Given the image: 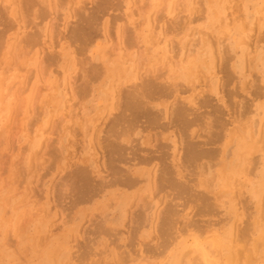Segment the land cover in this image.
<instances>
[{
  "label": "rangeland",
  "instance_id": "1",
  "mask_svg": "<svg viewBox=\"0 0 264 264\" xmlns=\"http://www.w3.org/2000/svg\"><path fill=\"white\" fill-rule=\"evenodd\" d=\"M30 1L0 0V264H264V0ZM132 91L151 126L115 123Z\"/></svg>",
  "mask_w": 264,
  "mask_h": 264
},
{
  "label": "bare ground",
  "instance_id": "2",
  "mask_svg": "<svg viewBox=\"0 0 264 264\" xmlns=\"http://www.w3.org/2000/svg\"><path fill=\"white\" fill-rule=\"evenodd\" d=\"M13 1H14V0H13ZM20 1H21V0H20ZM27 1H30V0H27ZM33 1H35L34 4H37L36 2L40 3V0H37V1H36V0H33ZM58 1H59V0H58ZM58 1H57V2H58ZM113 1H114V0H113ZM30 2L32 3V0H31ZM30 2H29V3H30ZM46 2H47V0H46ZM114 2H115V1H114ZM114 2H113V4H114ZM21 3L23 4V1H22ZM21 3H19V4H21ZM163 3H164V2H163ZM22 4H21V5H22ZM27 4H28V3H27ZM27 4H26V5H27ZM34 4H33V5H34ZM43 4H44V3H43ZM84 4H85V3H84ZM115 4H116V3H115ZM17 5H18V4H17ZM29 5H32V4H29ZM59 5H60V4H59ZM85 5H86V4H85ZM87 5H88V4H87ZM51 6H52V5H51ZM61 6H62V5H61ZM95 6H96V5H95ZM113 6H114V5H113ZM113 6H112V7H113ZM122 6H123V5H122ZM25 7H28V6H25ZM146 7H147V6H146ZM164 7H165V6H164ZM61 8H62V7H61ZM82 8H83V7H82ZM2 9H3V8H2ZM22 9H23V8H22ZM80 9H81V6H80ZM80 9H79V10H80ZM24 10H26V9H24ZM119 10H120V9H119ZM20 11H21V10H20ZM117 11H118V10H117ZM21 12H22V11H21ZM27 12H28V11H27ZM87 13H88V11H87ZM140 13H141V12H140ZM142 13H143V11H142ZM157 13H158V12H157ZM89 14H90V13H89ZM22 16H24V15H22ZM89 16H90V15H89ZM91 16L94 17V19H93V17H92V20L95 21V20H96V17H95L93 14H91ZM91 16H90V17H91ZM27 17H28V16H27ZM75 17H76V16H75ZM90 17L88 18V14H87V19H90ZM76 18H77V17H76ZM84 18H85V17H84ZM122 18H123V17H122ZM164 18H165V17H164ZM2 19H3V18H2ZM4 19H5V18H4ZM87 19H85V22H86L85 24H86V25L88 24L87 26H90L91 23L89 24V23H87V22H93V21H92V20H90V21H89V20L86 21ZM28 20H29V19H28ZM83 20H84V19H83ZM1 21H2V20H1ZM1 21H0V22H1ZM3 21H4V20H3ZM3 21H2V22H3ZM24 21H25V20H24ZM124 21H125V20H124ZM6 22H7V21H6ZM20 22H21V21H20ZM25 22H26V21H25ZM157 22H158V21H157ZM165 23H166V22H165ZM0 24H1V23H0ZM24 24H25V23H24ZM80 24H81V26L83 25L82 23H80ZM125 24H126V23H124V26H125ZM166 24H167V23H166ZM25 26H26V25H25ZM91 26H92V25H91ZM169 26H170V25H169ZM9 27H10V25H9ZM79 27H80V26H79ZM83 27H85V26H83ZM14 28H15V27H14ZM71 28H72V27H71ZM89 28H90V27H89ZM34 29H35V28H34ZM32 30H33V29H32ZM186 30H187V29H186ZM74 31H77V30H74ZM86 31H87V30H86ZM91 31H92V29H91ZM122 31H123V30H122ZM70 32H71V31H70ZM84 32H85V31H84ZM126 32H127V31H126ZM130 32H131V31H130ZM29 33H30V32H29ZM29 33H28V34H29ZM35 33H36V32H35ZM35 33H34V34H35ZM37 33H38V32H37ZM82 33H83V31L81 32V35L83 36ZM124 33H125V32H124ZM196 33H197V32H196ZM32 34H33V33H32ZM86 34H87V33H86ZM74 36L77 37L76 35H73L72 37H74ZM78 36H80V32H79ZM86 37H87V36H86ZM88 37H89V36H88ZM30 38H31V37H30ZM93 38H94V37H93ZM0 39H1V38H0ZM129 39H131V38L129 37ZM196 39H197V38H196ZM2 40H3V39H2ZM85 40H87V39H85ZM22 41H23V40H22ZM125 41H126V40H125ZM125 41H124V43H125ZM134 41H135V40H134ZM23 42L26 43L25 41H23ZM27 42H29V41H27ZM90 42H91V41H90ZM171 42H172V41H171ZM92 43H93V42H92ZM173 43H175V41H174ZM27 44H28V43H27ZM27 44H26V45H27ZM88 44H89V43H88ZM123 45H124V44H123ZM22 46H23V44H22ZM77 46H78V45H77ZM115 46H116V44H115ZM131 46H132V45H131ZM175 46H176V45H175ZM192 46H193V45H192ZM15 47L17 48L18 46L16 45ZM125 47H127V46L125 45ZM223 47H224V46H223ZM232 47H233V46H232ZM1 48H2V47H1ZM172 48H173V47H172ZM191 48H192V47H191ZM191 48H190V49H191ZM219 48H220V47H219ZM224 48H226V47H224ZM30 50H31V49H30ZM79 50H80V49H79ZM86 50H87V49H86ZM110 50H111V49H110ZM115 50H116V49H115ZM148 50H149V49H148ZM191 50H192V49H191ZM111 51H112V50H111ZM129 51H130V50H129ZM141 51H142V50H141ZM220 51H221V50H220ZM25 52H26V51H25ZM112 52H113V51H112ZM190 52H191V51H190ZM26 53H27V52H26ZM140 53H141V52H140ZM178 53H179V52H178ZM127 54H128V53H127ZM138 54H139V53H138ZM189 54H190V53H189ZM193 54H194V53H193ZM193 54H192V55H193ZM110 55H112V54H110ZM110 55H109V56H110ZM125 55H126V54H124V57H127V55H126V56H125ZM174 55H175V54H174ZM190 55H191V54H190ZM19 56H20V55H19ZM21 56H22V54H21ZM109 56H108V57H109ZM44 57H45V54H44ZM44 57H43V58H44ZM47 57H48V56H47ZM55 57H56V56H55ZM58 57H59V56H58ZM80 57H81V56H80ZM80 57H79V58H80ZM108 57H107V58H108ZM132 57H133V56H132ZM172 57H173V56H172ZM77 58H78V57H77ZM79 58H78V59H79ZM19 59H20V58H19ZM144 59H145V57H144ZM224 59H225V58H224ZM44 60H45V58H44ZM49 60H50V59H49ZM59 60H60V59H59ZM84 60H85V59H84ZM86 60H87V59H86ZM98 60H99V58H98ZM109 60H110V59H109ZM111 60H112V59H111ZM139 60H140V59H139ZM42 61H43V60H42ZM15 62H16V60H15ZM139 62H140V61H139ZM87 63H88V62H87ZM87 63H86V64H87ZM15 64H16V63H15ZM138 64H139V63H138ZM176 64H177V63H176ZM90 65H91V64H90ZM96 65H97V64H96ZM108 65H109V64H108ZM98 66H99V65H98ZM100 66H102V65H100ZM106 66H107V65H106ZM141 66H142V65H140V67H141ZM87 67H88V64H87ZM102 67H103V66H102ZM165 67H166V66H165ZM39 68H40V67H39ZM100 68H101V67H100ZM104 68H105V67H104ZM90 69H91V68H90ZM224 69H225V68H224ZM96 70H97V69H96ZM102 70H103V69H102ZM165 70H166V69H165ZM226 70H227V69H226ZM94 71H95V70H94ZM95 72H96V71H95ZM5 73H6V72H5ZM99 73H100V69H99ZM99 73H98V74H99ZM104 73H105V72H104ZM42 74H43V73H42ZM95 74H97V72H96ZM89 75H90V74H89ZM93 75H94V74H93ZM143 75H144V74H143ZM163 75H164V74H163ZM163 75H162V76H163ZM145 76H146V75H145ZM145 76L143 77V79H144V78L146 79ZM155 76H156V79H157L155 83H156V85H157V84H158V83H157V81H158L157 76H159V75H155ZM155 76H154V77H155ZM91 77H94V76H91ZM141 77H142V76H141ZM154 77L151 78V80H148L147 83L149 82V83H151V84H152V83L154 84V82H152V79H153V81H155V80H154ZM226 79H228V78H226ZM114 80H116V79H114ZM0 81H1V80H0ZM143 81H144V80H143ZM150 81H151V82H150ZM159 81H160V80H159ZM159 81H158V82H159ZM161 82H162V81H160V83H159L160 86L157 87V88H156L153 84L151 85V87H152V86L154 87L153 92H152V90H151V94L154 93L155 90H156V93H157V92L160 93V91H158V89L161 90V88L164 86L163 83L161 84ZM90 83H91V82H90ZM143 83H144V82H143ZM143 83H142V84H143ZM132 84H133V83H132ZM140 84H141V83H140ZM142 84H141V85H142ZM144 84H145V86L147 85L146 82H145ZM174 85H175V84H174ZM157 86H158V85H157ZM165 86H166V85H165ZM165 86H164L163 90L165 89ZM87 87H88V86H87ZM128 87H129V86H128ZM169 87H171V86H169ZM132 88H133V87H132ZM140 88H141V87H140ZM166 88H168V87L166 86ZM49 89H50V88H49ZM128 89H131V87H130V88H127L126 91H129ZM135 89H136V88H135ZM170 89H171V88H170ZM122 90H123V89H122ZM124 90H125V89H124ZM136 90H137V89H136ZM163 90H162V91H163ZM165 90L167 91V89H165ZM9 91H10V90H9ZM134 91H135V90H134ZM166 91L161 92L162 94L160 93L159 95L156 94V93H155V94L158 95V96H160V95L162 96L164 93H166ZM169 91H170V90H169ZM143 92H144V91H143ZM148 92H149V91H148ZM132 93H133V91L130 93V95H132ZM135 93H136V91H135ZM149 93H150V92H149ZM125 94H126V92L123 91V96H124ZM166 94H167V93H166ZM166 94H165V96H166ZM135 95H136V94H135ZM135 95L133 94V95L130 96L129 98L127 97V98H126L127 100L125 99L126 102L123 103V102H124V100H123V101L121 102V105L118 104L119 102H118V103H115V102H114L115 104H118L117 107L119 106V111L121 110L120 112H118V114H119V113H121V114H119L118 117L115 116V123L117 124V120H119V119H121L120 121H122L123 119L126 120V117H127V120L129 121V119H128L129 116H128V115L125 116L126 113H125L124 111H126V112H128V114L130 113L131 118H132V120L130 119L131 122H129V123H128V121L126 120L127 124H133L135 120H136L135 123H136V122L139 123V122L142 121V120H140V117L142 116L141 119H143V116H144V117L147 118L148 125L151 126V125H152L151 123L155 122V119L158 118L159 116H158L157 113H155V112H154V114L151 113V107H149V105L147 106V104H148V103L146 102L147 100L145 101V99H143L144 97H143L141 94H140L141 96H139L138 94H137L136 96H135ZM147 95H148V93H147ZM147 95H146V96H147ZM153 95H154V94H153ZM153 95H152V96H153ZM169 95L171 96V94H169ZM167 96H168V94H167ZM142 97H143V98H142ZM148 97H149V95H148ZM154 97H157V96H154ZM171 97H172V96H171ZM150 98H151V97H150ZM158 98H159V97H158ZM143 100H144V101H143ZM176 100H177V99H176ZM97 101H98V100H97ZM177 102H179V101L177 100ZM183 103H184V101H183ZM122 104H123V106H124V105H125V106L123 107ZM175 104H176V106H178V104L180 105L181 102L178 103V104L174 102L173 105L175 106ZM187 104H188V103H187ZM92 105H93V104H92ZM181 105H182V104H181ZM181 105H180V106H181ZM183 105H185V103H184ZM174 106H171V109H170V112H171V110L173 109L172 111H173L174 114H172V113H169V114L174 115V118H175V119L173 118L172 115H171V116H172L171 119H173L175 122L181 121L182 123H184L183 125L186 126L185 123L188 124L189 121H190L189 118H188V115H189L190 113L187 114V111L185 110L186 108H182V107L179 106V109L177 110V109H175ZM186 106H187V105H186ZM147 107H149V108H147ZM173 107H174V108H173ZM121 108H124V111H123V109H121ZM117 109H118V108H117ZM117 109H116V110H117ZM167 111H168V110H167ZM86 112H88V111H86ZM123 112H124V113H123ZM82 114H83V113H82ZM123 114H124V115H123ZM191 114H192V113H191ZM191 114L189 115V117H191ZM69 115H70V114H69ZM75 115H76V114H75ZM80 115H81V114H80ZM80 115H79V116H80ZM116 115H117V114H116ZM120 115H122V117H121ZM124 116H125V117H124ZM157 116H158V117H157ZM69 117H70V116H69ZM119 117H120V118H119ZM80 118L82 119V117H80ZM118 118H119V119H118ZM122 118H123V119H122ZM136 118H137V119H136ZM146 118H145V119H146ZM221 118H222V116H221ZM83 119H85V118L83 117ZM134 119H135V120H134ZM138 119H139V120H138ZM161 119H162V118H161ZM187 119H188V120H187ZM125 120H124V122H125ZM133 120H134V121H133ZM137 120H138V121H137ZM173 120H171V121L173 122ZM82 121H83V123H84L85 120H82ZM87 121H88V120H87ZM144 121H145V120H144ZM124 122H123V123H124ZM159 122H160V120H159ZM191 122H192V121H191ZM119 123H122V122H119V121H118V125H122V124H119ZM138 123H137V124H138ZM149 123H150V124H149ZM223 123H224V122H223ZM142 124H143V123H142ZM145 124H146V122H145L143 125H145ZM171 124H172V123H171ZM133 125H134V124H133ZM133 125H132V126H133ZM143 125H141V126H143ZM169 125H170V123H169ZM123 126H124V125H123ZM164 126H168V124H167V125H166V124H165V125L163 124L162 127H164ZM130 127H131V126H130ZM143 127H144V126H143ZM146 127H147V125H145L144 128H146ZM170 127H171V125H170ZM164 128H165V127H164ZM187 128H188V127H187ZM166 129H167V128H166ZM84 130H85V129H84ZM86 130H87V129H86ZM187 130H188V129H187ZM181 131H182V130H181ZM82 132H83V131H82ZM101 132H103V131H101ZM101 132H100L99 134L102 135ZM159 132H160V131H159ZM159 132H158V133H159ZM182 132H183V131H182ZM184 132H185V130H184ZM85 133H86V132H85ZM146 133H147V132H146ZM154 133H155V132H154ZM180 133H181V132H180ZM185 133H187V135H188V132H185ZM108 134H109V133H108ZM110 134H111V133H110ZM156 134H157V133H156ZM156 134H155V135H156ZM103 135H104V134H103ZM106 135H107V134H106ZM158 135H160V134H158ZM158 135H157V136H158ZM177 135H178V134H177ZM83 136H85V135H83ZM97 136H98L99 140L101 139L100 137H102V136L99 137V135H97ZM157 136H156V137H157ZM180 136H181V135H180ZM188 136H189V135H188ZM188 136H187V138H188ZM190 136H191V135H190ZM210 136H211V135H210ZM112 137H115V135H113ZM116 137H117V136H116ZM160 137H161V136H160ZM184 138H185V137H184ZM187 138H185V139H187ZM107 139H108V138H107ZM110 139H111V138H110ZM114 139H115V138H114ZM185 139L183 140V142H186V141L188 140V139H187V140H185ZM190 140H191V139H190ZM106 141H108V140H106ZM114 141H115V140H114ZM191 141H193V140H191ZM204 141H205V140H204ZM111 142H112V143H111ZM111 142H110V146H111V144H113V143H115V144H113L114 146L112 145L113 147H111V148L108 146V147L110 148L109 150H110V152H111V150H113V151L115 150L114 152L112 151V154L114 155L115 152H116V154L118 155V156L116 155V157L119 158V156L123 155L122 152H120V151H123V149L121 148L122 150H120L119 152H117V150L120 149V148L115 149L116 141L113 142V140H112ZM179 142H180V140H179ZM202 142H203V141L197 142V145L200 146V148H198V150L195 149V148H193V147H194L193 144L196 145V142H194V141H193V144H192V143L190 144V142H189V143L187 142V144H185V147H182V145L184 146V143H183V144H182V142L180 143V144H181V146L179 145L180 147L185 148V149L187 148L186 151H185V153H186V157H187V160H186V161H188V162H189V161H191V162L193 161V162H194L196 159L202 158L203 156H206V157L209 156V157H210V155L212 154L211 152H212L213 150H212V149L209 150V148H208V149H207V148L205 149V148H204V145H205V144H204V145H203V144L200 145ZM207 142H208V143H207ZM119 143H120V142H119ZM203 143H204V142H203ZM212 143H213V141H211V140L206 141V145H207V144H212ZM108 145H109V143H108ZM117 145H118V142H117ZM186 145H187V146H186ZM192 145H193V146H192ZM206 145H205V146H206ZM106 146H107V145H106ZM201 146H202V147H201ZM117 147H121V146H117ZM117 147H116V148H117ZM122 147H123V146H122ZM197 147H198V146H197ZM112 148H113V149H112ZM127 148H128V147H127ZM202 148H203V149H202ZM124 150H125V148H124ZM128 150H129V149H128ZM105 151L107 152L108 150L105 149ZM129 152H132V150H131V151L129 150ZM183 152H184V151H183ZM120 153H121V155H119ZM103 154H104V153H103ZM105 154H106V153H105ZM108 154H109V153H107V155H108ZM112 154H111V155L109 154L108 157L106 156L107 158H109V160H107V161L111 163V164H110V163H107V161L105 160L106 163H107V165H109V164H110V165H113V164H116V163L120 164V163H122L123 161H125V160L122 161L121 159H122L123 157H122V158L120 157L121 159L119 158V162L117 161V162L112 163L111 160H110V157L113 156ZM124 154H127L126 151H124ZM128 154H129V153H128ZM128 154H127V155H128ZM131 154H132V153H131ZM129 155H130V154H129ZM134 155H135V153L133 154V156H134ZM109 156H110V157H109ZM123 156L125 157V155H123ZM131 156H132V155H131ZM176 156H177V154H176ZM113 157H114V156H113ZM160 157H162V156L157 157V158H158L157 162H160V161L163 162V160H165V159H162V160H161ZM170 157H171V156H170ZM117 158H115V159H117ZM159 158H160V161H159ZM163 158H165L164 155H163ZM172 158H173V157H172ZM184 158H185V157H184ZM124 159H126V161H128L127 157H125ZM150 159H151V158H150ZM184 160H185V159H184ZM120 161H121V162H120ZM149 161H150V160H149ZM152 161H153V160H152ZM168 161H169V159H168ZM193 162H192V163H193ZM220 162H221V161H220ZM150 163H151V161H150ZM123 164H127V162H126V163L123 162ZM137 164H138V163H137ZM160 164H162V163H160ZM160 164L158 163L157 166L160 167ZM169 164H171V163L169 162ZM169 164H168V165H169ZM120 165H121V164H120ZM120 165H119V166H120ZM128 165H129V164H128ZM130 165H131V164H130ZM176 165H177V162H176ZM179 165H180V164H179ZM116 166L118 167L117 164H116ZM131 166H132V165H131ZM149 166H150V165H149ZM169 166H170V165H169ZM171 166H172V165H171ZM171 166H170V167H171ZM174 166H175V165H174ZM158 167H157V168H158ZM163 167H164V165H163ZM165 167H166V166H165ZM178 167H179V166H178ZM79 169H80V168H79ZM83 169H85V168H83ZM119 169H121V168H119ZM171 169H172V168H170V170H171ZM80 170H81V169H80ZM80 170H79V171H80ZM167 170H168V171H166V172L163 171V170L161 171V169L158 170V172H159V174H160V179H159V181H156V180H155V181H156V182H155L156 185H157L160 181H164L165 183L168 182L169 185H170L171 183H175V185L177 184L178 181L175 180V181H176V182H175L174 179H173L175 176L170 177V179L168 180L171 171L169 170V168H168ZM81 171H82V170H81ZM83 171H84V170H83ZM87 171H88V169L86 168V172H87ZM125 171H127V170H125ZM128 171H129V170H128ZM156 171H157V170H155V171L153 172L154 175H155V173H157ZM169 171H170V172H169ZM173 171H175V173H176V170H175V169H174ZM112 172H113V171H112ZM112 172H109V173H112ZM114 172H115V170H114ZM167 172H169V173H168L169 175H167ZM82 173L84 174V172H82ZM87 173H88V172H87ZM87 173H85V174H87ZM109 173H108V174H109ZM116 173H117V172H116ZM116 173H115V175H116ZM112 174H113V175H111L112 177L110 176V178H111L110 181H111V182H114L115 180H117V177H115V178H116V179H115V178H114V176H115L114 173H112ZM122 174H123V173H121V176H122ZM127 174H129V173L127 172ZM173 174H174V173H173ZM123 175H124V174H123ZM144 175H145V173H144ZM174 175H176V174H174ZM108 176H109V175H108ZM118 176H119V178H120V174H119V173H118ZM130 176H131V175H130ZM130 176H129V178H130ZM166 176H168V178H166ZM170 176H171V175H170ZM150 177H152V174L150 175ZM82 178H83V177H82ZM112 178H114V179H113L114 181L112 180ZM157 178H158V177H157ZM133 179H134V178H133ZM136 179H137V177L134 179V181H129L128 178H124V180H122V181H124L122 185H123V186H124V185H127V187H128L129 184H131V183H135L136 181H139L138 179H137V180H136ZM172 179H173V180H172ZM150 180H151V179H150ZM110 181H108V182H110ZM117 181H119V180H117ZM117 181H115V183H118ZM143 181H144V180H143ZM171 181H172V182H171ZM173 181H174V182H173ZM104 182H105V181H103V184L108 183V182H106V183H104ZM111 182H110V183H111ZM119 182H120V181H119ZM139 182H142V181H139ZM157 182H158V183H157ZM89 183H90V182H89ZM151 183H152V181H151ZM103 184H102V185H103ZM120 184H121V182H120ZM136 184H137V182H136ZM139 184H140V183H139ZM139 184H138V185H139ZM159 184H160V183H159ZM160 185H161V184H160ZM160 185H158V186H160ZM165 185H166V187H167L168 184H165ZM171 185H172V184H171ZM89 186H90V185H89ZM97 186H98V188H99L100 190L103 189V187H102L101 185H100V186L102 187V189H101V187H100L99 185H97ZM135 186H137V185H135ZM176 186H177V188L180 187L179 185H176ZM176 186H175V187H176ZM131 187H133V186H131ZM131 187H130V185H129V188H131ZM170 187H171V188H174L173 186H170ZM170 187H168V188H170ZM94 188H95V187H94ZM96 188H97V187H96ZM162 188H163V187H162ZM162 188H161V189H162ZM146 189H147V188H146ZM159 189H160V188H159ZM161 189H160V190H161ZM76 190H77V189H76ZM92 190H93V189H92ZM100 190H99V191H100ZM156 190H158V189L156 188ZM179 190H180V189H179ZM97 192H98V190H97ZM94 194H96V191H95ZM97 194H99V192H98ZM80 195L83 196L82 194H80ZM176 196H178V194H176ZM202 197H203V196H202ZM80 198L82 199V198H84V197H80ZM175 198H176V197H175ZM172 199H173V198H172ZM172 199H171V200H172ZM171 200H170L169 202H172L174 199H173L172 201H171ZM202 200L204 201V199H202ZM205 200H207V199L205 198ZM203 201H202V202H203ZM167 209H168V208H167ZM167 211H168V212H167ZM167 211H165V212H167V214L165 213V218H164V216H163V215H164V214H163L164 211H163V213H162V214H163V215H162V218H164V219H165V222H167V223L169 224V222L166 221V220L171 219V218H170L171 215H170L169 211L172 212V213H171L172 215L174 214V212H173V210H170V209H168ZM168 214H169L170 216H169ZM166 215H168V216L166 217ZM168 217H169V218H168ZM167 218H168V219H167ZM172 218H173V217H172ZM173 220H174V218H173ZM169 221H170V220H169ZM165 222H164V223H165ZM162 223H163V220H162ZM167 223H165V224H167ZM170 223H171V222H170ZM172 223H173V221H172ZM174 224H175V223H174ZM170 225H171V224H170ZM168 226H169V225H168ZM218 252H219V251H218ZM188 253H189V252H188ZM195 258H196V257H195ZM209 258H210V257H209ZM173 259H174V260H173V263H172V264H179L178 262L180 261L181 258L179 257V255L176 254V255L173 257Z\"/></svg>",
  "mask_w": 264,
  "mask_h": 264
}]
</instances>
